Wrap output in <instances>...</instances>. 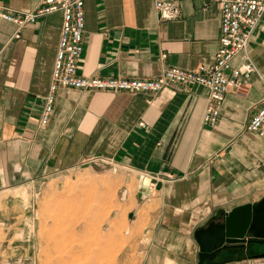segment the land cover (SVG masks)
<instances>
[{
  "label": "crops",
  "instance_id": "1",
  "mask_svg": "<svg viewBox=\"0 0 264 264\" xmlns=\"http://www.w3.org/2000/svg\"><path fill=\"white\" fill-rule=\"evenodd\" d=\"M175 2L179 17L165 22L154 0H86L79 73L149 80L164 67L211 65L221 32L218 7L210 0ZM38 3L0 0V8L27 13ZM61 25L55 13L14 39L16 27L0 20V193L86 158L111 161L129 171L127 185L135 179L134 203L127 195L124 206L148 226L142 264H198L194 231L258 202L248 197L264 198V140L245 130L264 99V18L248 49L257 72L243 79L244 96H225L214 128L202 122L207 91L201 87L153 97L59 89L49 123L40 127ZM240 65L239 56L232 67Z\"/></svg>",
  "mask_w": 264,
  "mask_h": 264
},
{
  "label": "rangeland",
  "instance_id": "2",
  "mask_svg": "<svg viewBox=\"0 0 264 264\" xmlns=\"http://www.w3.org/2000/svg\"><path fill=\"white\" fill-rule=\"evenodd\" d=\"M128 174L119 165L76 164L0 193V264L144 263L148 226L129 218L124 206L128 196L134 203ZM230 264H264V258Z\"/></svg>",
  "mask_w": 264,
  "mask_h": 264
},
{
  "label": "built area",
  "instance_id": "3",
  "mask_svg": "<svg viewBox=\"0 0 264 264\" xmlns=\"http://www.w3.org/2000/svg\"><path fill=\"white\" fill-rule=\"evenodd\" d=\"M86 0H39L37 6L27 13H11L0 8V20L16 27L14 39H19L22 30L49 15L60 13L62 25L57 45L53 72L40 115L39 125L45 128L54 110L56 93L59 89L84 92L129 93L153 97L164 89L188 94L194 87L207 91L206 106L202 122L214 128L218 122L225 96L233 93L244 96L246 87L243 79L256 73V66L248 56L254 32L264 18V0H210L220 12L221 32L218 50L209 66H199L194 71L164 67L161 74L149 80L98 78L84 76L78 71L84 50V4ZM160 20L171 22L179 17L175 0H154ZM241 65L232 67L235 58ZM162 55V60L165 59ZM145 129V125H138ZM245 130L264 140V99L259 110L250 118ZM115 163L100 158H86L78 164Z\"/></svg>",
  "mask_w": 264,
  "mask_h": 264
},
{
  "label": "water",
  "instance_id": "4",
  "mask_svg": "<svg viewBox=\"0 0 264 264\" xmlns=\"http://www.w3.org/2000/svg\"><path fill=\"white\" fill-rule=\"evenodd\" d=\"M247 236L264 240V206L254 209L247 204L234 208L197 228L193 239L198 247V264H227L232 251H244Z\"/></svg>",
  "mask_w": 264,
  "mask_h": 264
},
{
  "label": "flooded vegetation",
  "instance_id": "5",
  "mask_svg": "<svg viewBox=\"0 0 264 264\" xmlns=\"http://www.w3.org/2000/svg\"><path fill=\"white\" fill-rule=\"evenodd\" d=\"M263 206H264V198H262L260 201L255 203L252 207L254 209H259ZM259 256H264V240L254 239V238H251L250 236H247L244 251H242L241 254L231 253L230 256L226 258V261H227V264H229L233 262H240L241 260H245L249 258L252 260H255L259 258Z\"/></svg>",
  "mask_w": 264,
  "mask_h": 264
},
{
  "label": "bare ground",
  "instance_id": "6",
  "mask_svg": "<svg viewBox=\"0 0 264 264\" xmlns=\"http://www.w3.org/2000/svg\"><path fill=\"white\" fill-rule=\"evenodd\" d=\"M24 194V193H23Z\"/></svg>",
  "mask_w": 264,
  "mask_h": 264
}]
</instances>
